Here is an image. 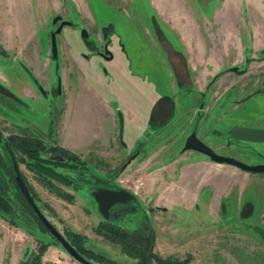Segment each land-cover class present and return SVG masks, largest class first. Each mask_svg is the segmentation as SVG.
Returning <instances> with one entry per match:
<instances>
[{"label":"rangeland","instance_id":"1","mask_svg":"<svg viewBox=\"0 0 264 264\" xmlns=\"http://www.w3.org/2000/svg\"><path fill=\"white\" fill-rule=\"evenodd\" d=\"M153 2H158L164 10H175L178 18L162 16V20ZM186 9L197 17L204 15L212 19V12L205 10L203 0H0V132L4 139L15 131L13 134L37 137L46 145H82L81 148L86 140L84 136H79L92 134V141L87 146L91 154L85 156L84 150L74 153L87 159L85 178L92 182L100 180L101 184L92 187L83 185L79 191L59 185L65 192L73 194L72 202L49 191L23 163H17L34 194L35 203L68 241L69 231L83 234L85 247L93 252L117 264H137V260L122 253L117 244L96 232L98 223L106 217L100 214L93 192L109 187L122 191V202H129L124 209L121 201L114 203L108 217L128 232L147 224L154 236V243L155 237L160 243H166L168 256L179 260L189 257L187 264H264L261 259L252 262L246 260L252 249L244 244V237L234 234L233 241L231 236H221L212 228L203 232V220L211 222V219H203V190L196 203L201 213L186 209V205L179 201L170 204L167 211H161L153 209L156 199L171 200L178 195V191L169 188L153 190L148 197H143L147 187H134L137 181L143 179L127 174L138 164L133 163L126 174H121L126 166L124 163L134 154L140 152L145 158L149 151L161 145L168 147L162 158L170 159L185 149L184 143L191 133L199 137L198 131L203 132L208 125L211 139L216 142L225 140L217 132V124L213 121L217 111H221L220 104L217 106L209 100L206 120L199 125L202 109L208 100L207 89L203 88V97L202 91L189 89L182 81L185 79L183 73L178 90L170 86L169 67L172 69L171 63L174 62H170L166 46L171 53L182 54L183 46L178 34L162 21L183 20L188 15ZM56 15L70 20L72 25L63 26L56 34L57 58L53 59L51 35L59 21L52 23V19ZM82 29L87 32L85 38L81 36ZM104 47L113 54V59L102 60L98 57V52L106 54ZM233 56L222 55L218 61L228 63ZM88 85L99 91L113 106L127 102L136 110L135 121L124 126L120 135H112L119 138V142L114 144L116 147L121 143L128 144V149L123 148L126 153L130 152L128 156L118 154L96 158L101 156L97 154L96 147L109 140L111 123L96 114L91 116L92 112L87 110L84 94ZM41 87L48 92L46 95L41 93ZM173 92L175 104L174 101H163L162 106L155 109L151 123L148 114L154 100H158L162 93L170 95ZM194 111L200 112L196 115ZM262 115L256 105L242 108L231 116L253 122ZM132 143L135 147L129 149ZM225 144L233 147V153L240 154L239 157L248 154L250 158L264 161V141L236 140L234 143L226 141ZM0 152L4 168L8 169L7 154L1 149ZM192 152L196 154L197 151ZM250 173L264 175V172ZM2 180L5 181L2 183L6 184L8 196L13 198L14 182L8 176ZM245 196V200L248 197L264 199V187L250 188ZM12 202L16 207V203ZM250 206L245 203L242 209L248 211ZM260 209L257 203L256 216L260 215ZM18 211L16 209L17 213L11 217L0 214V264H29L41 243H48L41 256V264H81L34 217ZM226 223L232 224V221L227 220ZM229 256L234 260H230ZM87 259L96 264H105Z\"/></svg>","mask_w":264,"mask_h":264},{"label":"crops","instance_id":"2","mask_svg":"<svg viewBox=\"0 0 264 264\" xmlns=\"http://www.w3.org/2000/svg\"><path fill=\"white\" fill-rule=\"evenodd\" d=\"M153 5L158 16L178 18L175 10H164L158 2H153ZM203 5L205 6V10H211V20L204 15L203 17L201 15L197 17L186 9L188 15L185 16V19H164L166 22L162 21L178 34L179 41L182 42V55L185 58V63L179 65L181 68L177 65V68L180 76L182 73L186 76L185 79L183 78V83L189 89L198 92L203 91L208 80L219 73V76L206 91L209 92L207 96L208 100L202 109L203 114L199 125L204 124L206 120L207 110L209 111L207 107L208 101L211 100L217 106L220 104L221 111H217L213 121L217 124V132L225 140L223 142H216L211 139L209 134L211 131L210 125H208L209 127H204L203 132L198 131L200 134L199 138L212 147L218 154L232 156L242 162L254 165L263 163L264 161L260 160V162L258 159H254V157L250 158L248 154H242L243 156L239 157L240 154L233 153V147L226 146L225 142L234 143L236 141L228 135L232 126L246 125L264 128V94L261 92L264 80L255 82L253 86L249 83L240 85L236 82L238 76L231 71H227L228 68L241 67L245 56L248 55L251 57V62L247 65L246 74L264 73V61L255 59L264 52V0H203ZM161 19L163 20V17ZM29 40L31 42V39ZM21 53L24 54L23 50H21ZM231 54H234V56L228 63L218 61V57L222 55L230 56ZM224 65L228 66L222 71L225 67ZM169 70L171 77L170 86L178 90L179 87L173 69L169 67ZM81 79L82 77L80 76V82ZM88 93H91V95L88 96ZM174 94L175 92L170 95L162 93L161 97L167 96L172 98L169 99V102L173 103L174 101L175 104L176 99L174 98ZM84 96L86 108L92 112L91 116L96 114V116L105 118L106 121L110 120L111 123L109 140L96 147L97 154L101 155L96 158L112 157L118 154L128 156L130 152L126 153L123 150V148L128 149V144L124 145L121 143L116 147L114 144L117 141L119 142V138L112 135L116 133L120 135L123 132L124 126L131 125L135 121L137 113L133 105L124 102L121 105L117 104L113 106L110 101L105 100L100 92L90 85H88L87 93ZM156 100L157 98L150 106L148 117L151 116L153 106L157 102ZM256 105L259 106L263 114L257 121L237 120L236 117L231 116L242 108H253ZM199 112L194 111L196 115ZM239 118L242 119L241 117ZM83 136L84 140H86L83 148L80 147L82 145H75L73 147L67 145V147H64L73 152L84 150L85 156L86 154H91V149L89 150L87 146L92 141L90 139L92 134L91 136L81 134L79 138ZM134 147L135 144L132 143L129 149ZM167 148V146L159 145L149 151L145 158H142L140 152L134 154L124 163L126 166L121 171V174H126L133 163L138 164L135 169H132L133 171L127 174L133 178L144 180H142V183L147 189L144 191L145 195L143 197H148L153 190H165L169 188L178 191V195L171 200L156 199L153 209L161 211H167L171 206L170 204L179 201V203L186 205V209H194L199 214L202 210L196 203L199 201L201 191L203 190V219H211V222L203 220V232H206L208 228H212L221 236L223 234L231 236L233 241H235V238H233L234 234L242 236L244 237V244L252 249V253L250 254L252 257L249 255L246 257V260L249 262L260 261V259L264 260V241L255 230L256 227L264 230V215H262L264 214L262 212L264 209V199L260 197L258 199L248 197L245 200V193L250 188L264 187V178L259 179L260 177H264V175L255 176L236 166L226 163H216L200 152H196L195 154L192 152L193 150L187 149L178 151L170 159H164L162 155L166 152ZM80 158L87 162V159L82 155H80ZM106 162L108 163L109 160ZM101 174L104 175L106 173L101 172ZM169 180L170 182H168ZM245 203L251 204L252 211L249 215L242 216L241 210ZM257 203L259 204V208L261 207L260 215L258 216L255 215ZM227 220H231L232 224L226 223ZM240 222H242L241 225ZM165 246H167L165 242L160 243L157 237H155L153 249L158 255L162 257L170 255ZM229 257L230 260H234L232 256Z\"/></svg>","mask_w":264,"mask_h":264},{"label":"trees","instance_id":"3","mask_svg":"<svg viewBox=\"0 0 264 264\" xmlns=\"http://www.w3.org/2000/svg\"><path fill=\"white\" fill-rule=\"evenodd\" d=\"M162 42H164L162 40ZM166 46V45H165ZM166 50L169 56L179 57L185 63L182 53H171L166 46ZM171 59V58H170ZM175 63V62H174ZM176 68V65H175ZM178 73V71H177ZM178 77L180 74L178 73ZM169 97L162 96L155 103L151 113V121L155 109L159 104L165 100L170 101ZM0 149L5 151L8 158V169H5L3 157L0 152V214L4 216H14L19 209L24 214L34 217L37 222L47 230L39 218L35 215L31 206L27 203L24 196L20 192L15 182V171L13 162L23 163L27 169H29L37 177V179L49 190L54 192L57 196L72 202L74 200L73 194L65 192L59 185L71 187L75 191H79L83 185L95 186L100 185V180L91 182L84 176L88 169L86 162L80 158V156L73 151L58 145H46L43 141L37 137L30 135H9L5 139L0 132ZM19 154V155H17ZM131 157H129L130 159ZM126 164H124L125 166ZM65 170L66 172H62ZM9 177L14 182V197L10 198L6 191V184H3L2 179ZM101 178V177H100ZM24 179V178H23ZM25 181V179H24ZM26 183V182H25ZM100 183V184H99ZM29 188L30 193V187ZM106 188V187H105ZM33 194V193H32ZM34 198V194L32 196ZM16 203V207L13 202ZM18 211V212H19ZM24 214V215H27ZM20 216H22L20 214ZM100 221L96 227V232L103 237L109 239L112 243L119 246L122 253L132 259H137V264H187L189 257L185 259H178L176 257L168 256L162 257L153 251L154 248V236L147 224L142 225L139 229L128 232L115 224L108 216ZM108 217V218H107ZM11 223V222H10ZM70 243L77 249L80 254L90 259H95L98 262H104L105 264H117L114 260L105 258L101 254L93 252L91 249L85 247V235L78 234L73 231L67 232ZM48 247V243H41L38 252L32 256V260L29 264H41V256ZM126 264V263H118Z\"/></svg>","mask_w":264,"mask_h":264},{"label":"water","instance_id":"4","mask_svg":"<svg viewBox=\"0 0 264 264\" xmlns=\"http://www.w3.org/2000/svg\"><path fill=\"white\" fill-rule=\"evenodd\" d=\"M61 19V16L56 15L52 19V23H56ZM69 22L62 21L59 26L56 28L55 32L51 35V53L53 58H57V46H56V34L61 31V28L64 25H68ZM81 36L83 38L87 37V32L85 29L81 30ZM110 54L108 58H111ZM60 83H58V88ZM230 134L235 139L246 140V141H255V142H263L264 141V128H253L247 126H233L230 129ZM184 148L189 150H194L208 156L212 161L216 163H226L233 166H236L242 170L248 172L262 173L264 172V164L258 165H249L246 164L236 158L228 157L224 155H220L215 153L209 146L205 145L201 142L195 135V133H191L185 143ZM13 167L15 171V181L16 184L24 196L27 203L33 209L35 215L39 218L42 225L51 233V235L55 238L57 242L64 248V250L75 260L80 262L81 264H96L85 258L82 254H80L77 249L64 237V235L59 232V230L47 219V217L41 212L37 204L35 203L34 198L32 197L27 184L25 183L21 171L18 168L17 163L13 162ZM93 196L98 205V210L101 215L108 216L110 207L119 201H123V192L117 191L113 189L103 188L98 189L93 192ZM256 232L264 241V230L260 227L255 228Z\"/></svg>","mask_w":264,"mask_h":264},{"label":"flooded vegetation","instance_id":"5","mask_svg":"<svg viewBox=\"0 0 264 264\" xmlns=\"http://www.w3.org/2000/svg\"><path fill=\"white\" fill-rule=\"evenodd\" d=\"M62 21H67V22H69L68 23V25H64V26H71L72 25V22L70 21V20H64V19H60L59 20V24L62 22ZM58 22V21H57ZM59 24H58V26H59ZM57 26V27H58ZM63 28V27H62ZM61 28V29H62ZM104 50H105V52H106V54H104V53H101V52H98V57H100L102 60H111L112 58H113V54L109 51V50H107V48L106 47H104ZM112 55V57L111 58H108V56L109 55ZM168 54V53H167ZM168 57H169V60H170V62H171V60L173 61V62H175L174 64H172L171 63V66H172V69H173V72H174V76H175V79H176V82L178 83V86H179V84L180 83H182V79H181V76L180 77H178V73H179V70H178V68H177V65L179 66V65H183V61L181 60V58H179V57H175V56H173V57H171V56H169L168 55ZM53 58V57H52ZM171 58V59H170ZM53 59H56V58H53ZM183 59L185 60V58H184V56H183ZM256 60H258V61H264V52H262L259 56H257V58H255ZM249 62H251V57L250 56H245V59H244V61H243V66H241V67H233V68H228L227 69V71H231V72H233L236 76H238L237 77V79L238 80H236V82L238 83V84H240V85H245L246 83L248 84H251L252 86L254 85V83L255 82H257V81H263L264 80V73H262V74H254V73H251V74H246L247 73V65H248V63ZM175 65H176V68H175ZM180 67V66H179ZM181 68V67H180ZM177 71H178V73H177ZM219 76V74H215L214 76H212L209 80H208V82L205 84V86H204V89H208L209 87H210V85L214 82V80L217 78ZM185 78H186V76H185ZM182 80V81H181ZM36 82H38L37 81V79H36ZM261 92L264 94V86L261 88ZM41 93L43 94V95H46L48 92L47 91H45L42 87H41ZM205 93V92H204ZM204 93H203V91H202V93H201V95H202V97L204 96ZM159 100V99H158ZM157 100V101H158ZM201 104H203V103H201ZM159 106H162V105H158V107ZM164 106V105H163ZM166 106V105H165ZM203 106V105H202ZM202 106L201 107H199L200 108V110L202 109ZM157 107V108H158ZM156 108V109H157ZM167 108V107H166ZM168 109V108H167ZM235 126H246V125H235ZM233 127V126H232ZM247 127H251V126H247ZM253 128H256V127H253ZM13 133H16L15 131H12L11 132V135H14ZM196 135V134H195ZM229 136H230V138H232L233 140H237V141H246V140H239V139H235V138H233V136L230 134V131H229V134H228ZM196 137H197V135H196ZM201 142H203L199 137H197ZM253 142H255V141H253ZM204 143V142H203ZM205 145H207L206 143H204ZM207 146H209V145H207ZM210 147V146H209ZM215 153H217L212 147H210ZM187 150H189V149H187ZM203 154V153H202ZM218 154V153H217ZM205 155V154H204ZM220 155H223V154H220ZM260 164H264V163H260ZM256 165H258V164H256ZM242 170V169H241ZM245 171V170H244ZM248 172V171H247ZM16 182V181H15ZM92 182V181H91ZM108 189H110L109 187H107ZM124 201V200H123ZM122 202V201H121ZM129 202V200L128 201H126L125 203L124 202H122L121 203V207L124 209L125 207H127V203ZM121 208V209H122ZM251 206H250V208H249V210L248 211H244V209H242L241 210V215L242 216H246V215H249L250 213H251ZM109 216V215H108ZM137 260V259H136Z\"/></svg>","mask_w":264,"mask_h":264},{"label":"built area","instance_id":"6","mask_svg":"<svg viewBox=\"0 0 264 264\" xmlns=\"http://www.w3.org/2000/svg\"><path fill=\"white\" fill-rule=\"evenodd\" d=\"M142 185H143L142 181H137L134 187H135L136 189H138V188H140Z\"/></svg>","mask_w":264,"mask_h":264}]
</instances>
